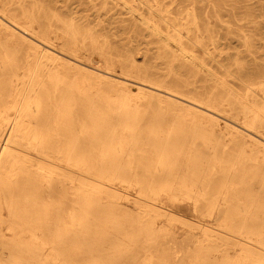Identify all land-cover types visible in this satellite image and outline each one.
Wrapping results in <instances>:
<instances>
[{
	"label": "bare ground",
	"instance_id": "bare-ground-1",
	"mask_svg": "<svg viewBox=\"0 0 264 264\" xmlns=\"http://www.w3.org/2000/svg\"><path fill=\"white\" fill-rule=\"evenodd\" d=\"M87 1L80 8L70 0H0V264H120L136 238L155 239L158 220L176 215L158 203L162 194L175 201L166 178L177 174L183 154L141 147L145 137L173 135L150 130V120L179 125L174 141L193 136L227 159L193 200L199 217L218 210L223 231L188 223L202 232L200 246L224 258L194 264H264V69L227 55L229 71L220 51L233 37L249 46L251 37L233 29L247 27L239 24L244 16L231 0ZM153 50L163 67L136 63L137 52L145 59ZM232 164L241 185L228 188L222 211L217 196L235 178ZM183 179L190 195L192 180ZM113 181L137 189L127 215L132 233L110 221V211L93 210L120 207L118 189L106 184ZM72 201L78 212L58 209ZM108 228L123 236L105 254L112 258L95 250L98 241L86 242L106 238ZM47 243L56 252L42 259ZM235 246L241 251L232 257ZM139 262L168 261L131 260Z\"/></svg>",
	"mask_w": 264,
	"mask_h": 264
},
{
	"label": "rangeland",
	"instance_id": "rangeland-1",
	"mask_svg": "<svg viewBox=\"0 0 264 264\" xmlns=\"http://www.w3.org/2000/svg\"><path fill=\"white\" fill-rule=\"evenodd\" d=\"M80 0H70V2L75 3V5H79ZM84 2V4H88L87 0H81ZM86 2V3H85ZM232 5L236 10L241 12L242 16H244L245 20L240 22L239 24L247 25V27L244 28H236L235 33L240 34L243 32L242 35H246V37H251V41L249 46H244L241 41H236V37H233L231 44L222 45L220 47L221 51V60L223 61L222 64H227L229 67V71H234V66L232 65L231 60L230 61H224L223 59L227 55H232L233 57H238L240 59H244L246 61V65L254 68V67H261L264 69V0H231ZM79 5L80 8L84 6ZM254 18L255 24L250 23V21ZM231 37V36H230ZM225 42V40H223ZM154 51L151 53H148V56L144 59V57L141 55V53H136V59L137 64L140 66H155V67H163V64L156 59V56L154 55ZM197 53L200 55V52L197 50ZM215 54V53H214ZM222 74L226 75L227 72H223L222 69L220 70ZM132 93L135 95L137 88L133 84L131 85ZM148 126L150 130H159L162 129V131L169 129L172 131L173 135L166 136V135H158L155 137H141L143 140L142 142V148L145 150H151L158 146H172L176 147L177 150L183 154V157L178 158L175 162L176 167V175H169L167 178L166 176H159L156 175L155 179H161L166 178L168 181L173 182L171 183L172 188V194H175L176 199L175 201L168 202V195L162 194L160 196V200L162 202H159L158 204L161 206H165L166 208L172 210L175 212V216L171 221L166 222L164 219L158 220L157 226L158 230L156 232V238L153 240H146L145 238L139 237L136 238L135 244H133L130 247V252L132 255L126 256V254L123 257L124 263L120 264H133L131 263V260L134 258H137L139 260L143 259H152L155 260L156 258H163L167 259L166 264H194L193 259H196L200 261V259L208 258L216 260H221L224 258V254L222 253H214L210 254L209 248H206L204 246H200L199 240L201 239L202 232L197 227L188 226V223L195 221L199 219L198 221L201 222L202 225L208 226L209 229H212L214 231H220L221 228L219 227L222 223V215H218V210L214 211L210 216L206 215L205 217H199V214H196L194 211V201L200 192V189L205 184V178H209L210 174L213 172V169H218L221 165H224L226 158H222L224 156H221L220 152H213L206 150L202 143L197 142V139L193 136L187 137L186 141L180 142V141H174L173 138L177 136H181V131L183 129L177 128L179 125L175 124L173 122H166V123H160V125H157L152 122V120L149 121ZM120 135H124L121 134ZM224 143H228V141H224ZM155 146V147H154ZM125 149L128 150L127 146ZM131 149V147H129ZM195 151L190 152V149H194ZM191 153V158L188 157V155ZM204 154V155H203ZM217 155L219 158L214 159V156ZM48 157L53 161L55 164L61 165V167L66 168V164L60 160L57 159L56 154L50 152L48 153ZM198 158H201V164L196 165L199 160H196ZM180 159V161H179ZM183 159V161H182ZM195 160V161H194ZM219 160V161H218ZM121 163L125 162V158L120 159ZM195 162V163H194ZM227 164V163H226ZM225 164V165H226ZM193 165V166H192ZM189 166H192V169H197L196 173H188ZM233 168H231L230 173L231 175H234L235 178H232V183L227 184L224 189H222L220 194L217 196L220 206V210L223 211V199L226 197V193H228V188L232 187H240V171L236 170V165L232 164ZM73 172H77L76 169L72 168ZM183 173H182V172ZM180 173V174H179ZM209 174V175H208ZM183 178H188L192 181H188V187L191 188V194H186V190L182 189V185L180 181L184 180ZM195 182V184H194ZM198 182V184H197ZM193 183V184H192ZM107 185L114 186L116 189H118L117 193L120 195L121 199L120 207L115 208H108L104 206L100 207H94V212L99 211L96 213V215H100L103 211H110V215L112 216L111 219H116L121 224V227L126 229L127 231H122L124 233H132L131 231L134 230V225L129 220L130 213L134 210V201L136 200L137 196V189L134 185L128 184L126 182H118L113 181L112 183H106ZM198 188V189H197ZM58 205V203H57ZM60 208V209H59ZM60 211H66L69 209V211L78 212L79 207L75 205V203L68 202L65 205H62L58 207ZM101 211V212H100ZM128 215V216H127ZM57 217H62L60 212ZM199 217V218H198ZM8 219V213L7 211H4V220ZM224 221L226 219L224 218ZM229 222V221H226ZM109 225V223H108ZM223 231V230H221ZM3 232L7 235L6 237L10 239L12 233H10L6 227H4ZM119 231H116L114 228H108V232H106V238H88L87 243H94L95 241H98L100 243V246L97 247V252L103 253V256L112 258L114 257L113 254H107L109 252H112L116 250V248L113 247V245L118 242V239H123L122 234L118 233ZM213 234H217L214 232ZM100 235V234H99ZM219 235V234H218ZM190 239V240H189ZM193 239V240H192ZM192 240V241H191ZM127 243V242H126ZM200 248V249H199ZM203 248V249H201ZM241 251L240 246H235L230 251V256L239 255ZM55 250H53V244L47 243L42 245L41 255L42 259H50V257L54 256ZM168 253V254H166ZM171 256V257H170ZM134 257V258H132ZM199 257V258H198ZM82 260H84L82 258ZM81 260V261H82ZM176 261V262H175ZM80 261L77 263L79 264ZM175 262V263H174ZM141 264V262L136 263ZM197 264H213V262H199Z\"/></svg>",
	"mask_w": 264,
	"mask_h": 264
}]
</instances>
